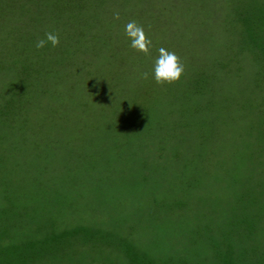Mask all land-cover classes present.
<instances>
[{
	"label": "rangeland",
	"instance_id": "1",
	"mask_svg": "<svg viewBox=\"0 0 264 264\" xmlns=\"http://www.w3.org/2000/svg\"><path fill=\"white\" fill-rule=\"evenodd\" d=\"M259 4L261 12L255 11ZM130 20L152 39L150 56L129 46L124 26ZM258 21L264 29V0H0V263L10 236L15 241L30 231L79 228L63 231L58 245L39 247L25 264H128V239L138 249L147 246L158 262V247L149 246L151 202L139 193L151 185L140 177L151 172L157 178L171 156L163 151L188 140L200 149L224 145L208 162L209 184L218 178L224 193L235 195L239 183L232 187L230 176L219 170L229 163L234 171L246 168L256 183L252 198L264 202V93L256 90L255 103L241 105L250 78L264 92V49L258 41L244 43L245 28H260ZM183 25L193 26L189 34L197 42L190 48L178 40ZM216 25L223 28L217 27L233 63L218 67L216 83L203 93L211 101L218 90L217 97L239 102L222 106L223 125L214 123L213 105L197 104L200 93L181 94L183 89L172 87L173 96L162 97L173 85L152 78L160 47L175 51L184 75H191L198 54H210L208 44L218 41L209 38ZM203 29L208 37L201 35ZM47 31L60 33V45L37 49ZM256 36L264 44V34ZM210 64L208 59L205 66ZM145 71L149 78H139ZM158 99L176 103V118L189 114L180 128L191 139L182 142L171 131L161 132L170 140L158 141ZM187 99L194 104L189 111L179 106ZM217 223L210 226L221 238L237 227ZM243 228L240 222L236 230L245 233Z\"/></svg>",
	"mask_w": 264,
	"mask_h": 264
},
{
	"label": "trees",
	"instance_id": "2",
	"mask_svg": "<svg viewBox=\"0 0 264 264\" xmlns=\"http://www.w3.org/2000/svg\"><path fill=\"white\" fill-rule=\"evenodd\" d=\"M262 5L259 4V9L255 11L261 12L263 9ZM167 12L173 13L171 10ZM245 17L241 15L240 19L243 21ZM199 19L202 18L199 17ZM220 20L222 21V19ZM217 22L213 21L212 23ZM259 24L260 28L259 25L255 27L252 24L245 28L247 40L244 43H251L253 40L255 42L258 41L256 44L264 49V44L256 36V34H264L262 23L259 22ZM192 27V25H183L178 29V32L184 30L178 40H183L184 45H188L189 48L197 42V40L190 37L189 32L193 30ZM217 27L223 31V28L219 25L212 28L214 34H211L209 38L217 39L218 41H212L208 44L211 49L210 54L199 53L196 61L192 64V74L187 76L183 74L180 80L172 83L173 86L169 90L165 91L164 89L162 97H172L174 88L183 89L179 90L181 94L185 89L195 95L200 93L202 98L199 95L197 104L204 108L213 105L215 107L213 110H216L214 114L218 115L215 117L214 123L223 125L225 120L224 113H221V111H224L222 106L239 102L236 103L234 99L225 96V94L217 97L216 93L218 90L214 91L215 94L211 101L206 99L203 93L208 87L216 83L215 80L218 77L216 70L218 67L228 68L233 63V56L226 50L224 51L226 37L221 34ZM232 29L228 28V31L230 32ZM201 35L203 38L206 36L204 29ZM220 39L224 41L223 47L220 44L222 43ZM200 40L202 41L201 37ZM195 51L197 52L196 49ZM222 52H226L229 56H220ZM212 55L213 57H210ZM206 59H209L211 63L209 67L205 66L207 64ZM189 78L191 80L187 83ZM244 88L246 90L243 91L245 95L241 98V105H253L255 103L254 93L256 90L264 93L257 89L255 78L254 80L250 78ZM173 104L171 100L166 102L158 99V141L160 143L167 142V139L170 140V137L162 135L161 132L169 133L174 131L178 136L173 137H181L182 142L184 137L191 139L187 135H183V131L180 128L181 123L188 124L189 114L183 115V118L174 117ZM179 106L189 111V106H194V104L187 99L184 104ZM155 112L153 113L155 114ZM146 124L143 127H146ZM203 135L200 140L205 144L206 141ZM177 146L179 147L177 148L178 153H175L174 149ZM205 147L207 149H200V145L195 144V140H188V142L181 145L173 144L169 149L162 150L164 153L171 155L167 156L168 163L165 164V168L167 167V171H169L168 173L163 172L164 168L158 173L157 178H155L157 173L152 174L149 172L148 175H141V181L151 185V187L148 186L149 188H147L148 192L139 191V193L140 197L146 196L147 193L151 202V204H148L150 211L148 222L151 223L153 232L150 229L148 234L149 246L158 247V262H156L155 257L152 258L150 256L147 246L146 248L138 249L133 240L127 238L128 251L126 254L128 255V264H210V261L212 264H264V202L252 198L256 192L253 173L246 168H244V172L242 168L234 171V169L230 168V163L221 167L222 169L219 172L225 171L224 174L230 176V185L232 184L233 187V185L239 183L240 186L239 190L234 191L235 195H232L229 191L225 194L219 186L222 181L218 178L214 179L218 182L217 184L211 185L208 183L210 171L213 170L207 169L209 168V160H212L211 157L217 155L221 150L224 151V145L220 148H218V145L216 147L206 145ZM189 167L191 172L186 173ZM242 176H244L243 181L241 180ZM245 176L249 179L248 183L245 182ZM241 191L244 192L242 193ZM50 206L51 204L45 209H51ZM232 210L235 211V215L231 214ZM40 213L44 216L47 214L53 216L51 212L46 213L44 209ZM46 219L48 220L47 217ZM219 220L237 225L233 229L234 234L231 231V235H227L226 238L219 237V234L210 226L213 221L217 223ZM240 222L244 226L243 230L246 231L245 233L237 232ZM216 225L221 228L218 223ZM79 229L63 231L71 233ZM63 231H59L60 233L55 231V229L51 231L44 229L38 233L30 231L31 235H27V237L21 236L15 241H11L12 237L10 236L6 246H3L5 253L2 249V262L0 264H25L26 261L33 259L39 254L37 251L39 247H46L51 250L54 245H58L59 237ZM37 243L39 244L37 245ZM162 246L167 249L162 248Z\"/></svg>",
	"mask_w": 264,
	"mask_h": 264
},
{
	"label": "clouds",
	"instance_id": "3",
	"mask_svg": "<svg viewBox=\"0 0 264 264\" xmlns=\"http://www.w3.org/2000/svg\"><path fill=\"white\" fill-rule=\"evenodd\" d=\"M114 18L119 20L120 13L115 12ZM124 34L129 39V46L137 52L146 56L151 55L152 39L145 31L142 24L136 20L128 21L124 26ZM61 43L60 33L58 31H47L44 37L39 38L35 44L37 49H43L49 44L55 48ZM185 72V65L181 57L175 52L165 47L158 49V55L153 62L152 78L159 85L172 84L181 79ZM148 79V72H141L140 77Z\"/></svg>",
	"mask_w": 264,
	"mask_h": 264
}]
</instances>
